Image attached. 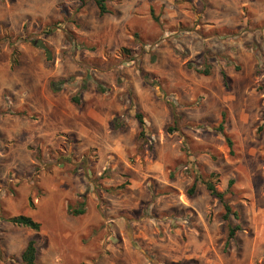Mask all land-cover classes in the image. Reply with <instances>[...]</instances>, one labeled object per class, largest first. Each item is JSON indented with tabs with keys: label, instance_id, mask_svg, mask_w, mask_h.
<instances>
[{
	"label": "rangeland",
	"instance_id": "374dc122",
	"mask_svg": "<svg viewBox=\"0 0 264 264\" xmlns=\"http://www.w3.org/2000/svg\"><path fill=\"white\" fill-rule=\"evenodd\" d=\"M104 3L0 0V264H264V0Z\"/></svg>",
	"mask_w": 264,
	"mask_h": 264
},
{
	"label": "trees",
	"instance_id": "16d2710c",
	"mask_svg": "<svg viewBox=\"0 0 264 264\" xmlns=\"http://www.w3.org/2000/svg\"><path fill=\"white\" fill-rule=\"evenodd\" d=\"M94 3L96 4V6L98 8L99 14L109 12L107 7H106V4L104 3V0H94ZM36 46L41 47L43 49L46 57H49L48 50H47L46 46H44L42 43H36ZM203 72L205 73L207 71L204 70ZM221 74H222L223 79H225L224 73L221 72ZM61 84H62L61 80H58L56 82L50 81V83H49L50 88L53 91H56L58 89V85H61ZM72 100L74 102L78 101L75 97L72 98ZM137 118H138V123L140 125L139 134L141 135V134H143L142 129H141L143 122H142V119L139 115H137ZM225 122H226L225 114L222 112V113H220V120H219L218 124L214 127V129L217 132H220L224 136L225 141L229 147V152L231 153L233 143H232V140L230 139V137L224 131ZM196 181H197V179H195L192 182V184L190 185V187L188 189H186V194L191 195L193 193V191L195 190V187H196ZM201 182L203 183L205 189L209 192V194L211 196L215 197L221 203L222 208L224 210V213L222 214L223 220H227L229 214H231V213L234 217H237V212L234 210H231L228 203L224 200V195L227 191H229L228 188H230L231 185L233 184V180H228L227 189L223 192L216 190V188L214 187V185L210 179L208 180V179L203 178ZM230 194H233V192H230ZM71 212L73 214H80L83 212V207L80 205L78 208L72 210ZM5 220L14 224V225L23 226V227L29 228L33 231H38L40 229V226H41L39 221L33 219L31 216H29L27 214H18V215H14V216H9V217H6ZM239 228L240 227L238 225H236L235 227H231L230 225L228 226L227 238H226L225 244H227L229 239H232L234 237L235 231L238 230ZM36 255H37L36 240L34 238H30L27 240L26 245L24 246V248L20 254L21 262L23 264H36Z\"/></svg>",
	"mask_w": 264,
	"mask_h": 264
}]
</instances>
